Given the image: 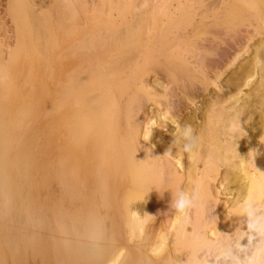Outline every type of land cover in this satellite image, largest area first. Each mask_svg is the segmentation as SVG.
Instances as JSON below:
<instances>
[{"label": "bare ground", "instance_id": "bare-ground-1", "mask_svg": "<svg viewBox=\"0 0 264 264\" xmlns=\"http://www.w3.org/2000/svg\"><path fill=\"white\" fill-rule=\"evenodd\" d=\"M5 1L0 227L17 223L13 259L264 264V227L245 212L264 216V0ZM39 118L43 210L27 194Z\"/></svg>", "mask_w": 264, "mask_h": 264}, {"label": "rangeland", "instance_id": "rangeland-1", "mask_svg": "<svg viewBox=\"0 0 264 264\" xmlns=\"http://www.w3.org/2000/svg\"><path fill=\"white\" fill-rule=\"evenodd\" d=\"M8 8H10L9 4H7L5 0H0V42H1L2 45L5 46V47H8V46L11 47V46L13 45V43H14V42H13L14 39H13V37H12V36H13V25H12V20H11L12 18L10 17L11 15H9V14L7 13V12L9 11ZM254 40H255V39H254ZM254 40H253V41H254ZM253 41H252L251 43H253ZM251 46H252V45H251ZM247 55H248V54H244L245 57H241V60L239 59L240 62L243 61V60H245L244 58L248 57ZM239 60L234 64L235 66H232L231 68H229L227 71L224 72V74H223L222 77H221L222 80L225 79V78H227L231 73H233V71L235 72V71L237 70L236 68H237L238 65L240 64ZM238 62H239V63H238ZM221 79H220V80H221ZM222 80H221V81H222ZM211 87H212V86H211ZM211 87H210V91H212V93H213L214 91H213V88H211ZM45 115H46V114L43 113V114L41 115V117L43 118V120H46V121H47V119H46L47 117H46V118L44 117ZM40 119H41V118H39L38 120H40ZM38 120H37V122H36V124H35V127H37V128H36V129H37V133H36V134H37V135L39 134V135H40V138H39V135H38V136L36 135V136H37L36 144H37L38 146H36V149H35V151H34L35 153L32 151L33 156L31 157V159H30L31 161H30V163H29V165L31 166V167H30V174H31V177H30V175H29L30 178H29V184H28V188H27V194L29 195L30 203H33L32 205L35 206L36 208H37V206L41 203V204L38 206V208H39V209H40V207L42 208V205H43V208L41 209V210H43L44 207H45V206L47 207V205H48L47 201H48L49 197H47V196L50 194V192H48V191H50V186L47 184L48 178H46V174H45V173H47V168H46L47 164H46V162L48 161V155H47V149H46V140H47L46 138H47V137L45 138L44 136H46L45 131L47 132V128H45V127L47 126V124H46V121H42V119H41V123H39ZM43 122H44V124H43ZM38 123H39V124H38ZM45 124H46V125H45ZM41 125H45V126H44V127H41ZM41 128H42V130H41ZM44 128H45L46 130H45ZM42 131H43V132H42ZM41 138H42V140L40 141ZM43 138H45L46 140L44 139V141H43ZM42 142H45V143H42ZM40 145H41L42 147H41ZM40 147H41V148H40ZM36 153L38 154V157H37V158L35 157V156L37 155ZM33 157H34V160H32ZM35 158H36V160H35ZM46 159H47V161H46ZM32 161H34V162H32ZM35 161H37V163H36ZM44 163L46 164V166H45ZM33 164H34V165H33ZM35 166H36V167H35ZM44 168H45V170H44ZM31 169H33V170H31ZM32 171H33V173H32ZM34 171H36V173H35ZM44 171H45V172H44ZM32 174H35V175H32ZM44 174H45V175H44ZM34 176H35V177H34ZM44 177H45V178H44ZM33 178H34V179L36 178V179H35V182H33V181H34ZM31 179H32V181H31ZM40 179H41V180H40ZM43 180H44L45 182H44ZM31 182L35 183L36 186H35V184H30ZM42 182H44L43 185H42ZM39 183H40L41 185H40ZM37 184L39 185L38 187H37ZM46 184H47V187L49 188L47 191H46ZM32 185H33V187H34L35 189L32 188ZM36 187H37V188H36ZM42 187H43V188H42ZM43 189H44V190H43ZM37 190H38V191H37ZM31 191H32V192H31ZM43 191H44V192H43ZM45 191L48 192V193H46ZM33 192H34V193H33ZM38 192H39V194H37ZM40 193H41V194H40ZM45 194H46V196H45ZM40 196H41V197H40ZM44 196H45L46 198H45ZM39 197H40V198H39ZM40 199H41V200H40ZM46 199H47V200H46ZM37 200H38V201H37ZM35 201H36L37 204H35ZM38 202H39V203H38ZM42 203H44V204H42ZM45 204H46V205H45ZM46 207H45V208H46ZM14 219H15V218H14ZM2 222H3V221H2ZM0 223H1V220H0ZM2 224L6 225V226L8 225V227H9V225H11V227H9L10 229L7 227V228H8V229H7L6 226H5L6 229H4V227H3L4 225H1V226L3 227V229H2L1 227H0V228H1L2 230H4V231H1V229H0V237L2 236L1 238L4 239V243L7 242L5 245L8 246V247H6L5 245H3L4 243L1 244V241H0V245H2L1 247L4 246V247L7 248V249H8L10 246H13V247H14V245H11V244H14V243H12V242H15V240H16V238H17V237L15 238V235H16L17 232H18V230H17L18 228H17V225H16L17 223L15 224V220H12L11 222L8 221V222H4V223H2ZM15 225H16V227H15ZM12 226H13L14 229L12 228ZM41 227H42V226H41ZM41 227H40V228H41ZM45 227H46V229H47L49 226L47 225V226H45ZM45 227H44L43 229H45ZM16 228H17V229H16ZM41 229H42V228H41ZM43 229H42V230H43ZM46 229H45V230H46ZM37 230H38V229H37ZM42 230H38L40 236L43 234L42 232H44L45 234L47 233V231H45V230L42 231ZM16 231H17V232H16ZM23 231H24V229H23ZM23 231H22V232H23ZM40 231H42V232H40ZM49 231H50V230H49V228H48V233H47V235L50 234ZM15 232H16V233H15ZM25 232H27L26 235L29 233V231H26V230H25L23 233H25ZM40 233H41V234H40ZM21 234H22V233H21ZM23 235H24V234H23ZM23 235H22V236L20 235V236H21V237H24V239H25V237H26V239H27V241H28V240H29V237H30L29 234H28V236H26V235L23 236ZM35 235H37V231H36V234H35ZM39 235H38V236H39ZM43 235H44V234H43ZM17 236H19V235L17 234ZM38 236H37V237L34 236V237H35V238H42V239L44 240L43 237H45V236H43V237H42V236H41V237H40V236L38 237ZM7 237H8V238H7ZM21 237H18V240H19V238H20V240H21ZM27 237H28V238H27ZM32 237H33V236H32ZM34 237H33V238H34ZM46 237H48V236H46ZM46 237H45V243L43 242V240H41V242H39L40 239L37 240V241L40 243V246L42 245L43 247H46V245H47V244H46V243H47L46 240L48 239V238H46ZM35 238H34V239H35ZM24 239L22 238V240H24ZM26 239H25V240H26ZM30 239H31V238H30ZM1 240H2V239H1ZM5 240H6V241H5ZM8 240H9V241H8ZM27 241H26V242H27ZM29 241H30V240H29ZM29 241H28V242H29ZM34 241H35V240H32V242H34ZM10 242H11V244H10ZM22 242H25V241H21V243H22ZM42 242H43V244H42ZM45 244H46V245H45ZM9 245H10V246H9ZM24 245H25V248H24L25 251H26V247H27V246H28L27 248H31V249H33V247H32L33 243H32V244L29 243V244H27V246H26V244H24ZM35 245H36V242L34 243L33 246H35ZM38 245H39V244H38ZM44 245H45V246H44ZM21 246H23V244H22ZM30 246H31V247H30ZM4 247H3V248H4ZM13 247H12V249L9 248V249H8L9 251L7 250V252H6V250L3 251V253L5 252L4 255L7 256V259L2 258V260L0 261V264H4V263H5V264H7V263H8V264H15L16 260L13 259V257H15V256H13V255H15V254H17V253H21V254H22L23 251L21 250L22 248L19 246V250L22 251V252H19V250H18L17 253L14 254L13 252H16V251H13ZM43 247H41V248H43ZM5 248H4V249H5ZM14 248H15V247H14ZM37 248H39V246H37L36 249H37ZM46 248H48V247H46ZM46 248L42 249V250L44 251V252H43L44 255H47V251H48V250L45 252ZM34 249H35V247H34ZM39 249H40V248H39ZM39 249H38V250H39ZM10 250H11L12 253H10ZM14 250H15V249H14ZM27 250H30V249H27ZM38 250H36V251H38ZM40 250H41V249H40ZM40 250H39V252L42 254V252H41ZM0 251H2L1 248H0ZM25 251H24V252H25ZM26 252H30V253H31V252H35V250H33V251H26ZM26 252L23 253V255H25ZM39 252H38V254H39ZM9 253H10V254H9ZM35 253H36V255H38L37 252H35ZM35 253H34V254H35ZM0 254H1V255H0V257H1V256H2V252H1ZM12 254H13V255H12ZM32 254H33V253H32ZM32 254H29V256L31 255L30 258L33 257L34 259H37V256L35 255V256H36V257H35V256H33L34 254H33V255H32ZM41 254H40V255H41ZM4 255H3V256H4ZM11 255H12V256H11ZM23 255H22V256H23ZM42 255H43V254H42ZM42 255H41V256H42ZM44 255H43V256H44ZM3 256H2V257H3ZM5 256H4V257H5ZM9 256L11 257V259H10ZM18 256H19V254H18ZM22 256H21V257H22ZM27 256H28V255H27ZM27 256H26V257H27ZM8 258H9V259H8ZM38 258H39V257H38ZM3 259H4V260H3ZM7 260H8V261H7ZM9 260H10V261H9ZM13 260H14L15 262H14ZM18 260H19V259H18ZM30 260H33V259H30ZM5 261H6L7 263H6ZM13 262H14V263H13ZM18 262H20V261H18ZM18 262H16V263L18 264ZM21 262H22V261H21ZM29 262H30V261H29ZM22 264H23V263H22ZM29 264H30V263H29Z\"/></svg>", "mask_w": 264, "mask_h": 264}, {"label": "clouds", "instance_id": "clouds-1", "mask_svg": "<svg viewBox=\"0 0 264 264\" xmlns=\"http://www.w3.org/2000/svg\"><path fill=\"white\" fill-rule=\"evenodd\" d=\"M180 129L178 130V132ZM192 132V129L190 126L186 127V131L183 133L185 136H190ZM185 151L191 152L192 150L186 148ZM170 155V153H169ZM198 198V193L195 192V200ZM194 206V203L188 202V201H181L179 202L176 207L179 210V212H184L186 209L191 208ZM256 209L252 206V204L249 202L245 206V212L247 216L249 217V228H254V227H264V216H258L256 214Z\"/></svg>", "mask_w": 264, "mask_h": 264}]
</instances>
